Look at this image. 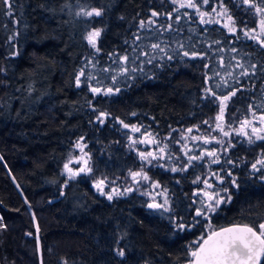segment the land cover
I'll list each match as a JSON object with an SVG mask.
<instances>
[{
  "label": "trees",
  "instance_id": "trees-1",
  "mask_svg": "<svg viewBox=\"0 0 264 264\" xmlns=\"http://www.w3.org/2000/svg\"><path fill=\"white\" fill-rule=\"evenodd\" d=\"M189 2L0 0V264H191L264 223V0Z\"/></svg>",
  "mask_w": 264,
  "mask_h": 264
},
{
  "label": "snow or ice",
  "instance_id": "snow-or-ice-1",
  "mask_svg": "<svg viewBox=\"0 0 264 264\" xmlns=\"http://www.w3.org/2000/svg\"><path fill=\"white\" fill-rule=\"evenodd\" d=\"M205 2H207V0H205ZM244 2L248 3L249 0H244ZM188 6L195 7V5L191 3V0ZM257 11H260V9H257ZM85 14L87 16H92L93 14L96 16L101 15L100 11L96 10L87 12ZM153 15H156V13H153ZM261 24L262 27H264V21H262ZM100 35L101 33L99 30L89 33L87 37L89 44L95 47L97 38H99ZM153 47L157 46L154 45ZM185 55H188V53H185ZM81 75H83V73H81ZM79 83L80 81L77 79L78 86ZM92 91L97 92L98 89L93 88ZM108 91L111 92L112 90L109 89ZM234 94L235 93H233V95ZM225 99H227V97H225ZM262 119H264V117H262ZM245 123H247V121H245ZM125 127H128V125H125ZM132 131H139V129L133 128ZM253 131H255V129H253ZM148 155H151V153ZM191 159H195V157H192ZM84 163L86 165L87 161ZM260 163L264 164V161H261ZM64 167L66 171L72 174V176L79 174L69 168L68 164H65ZM253 167L255 168V165H253ZM86 170L90 171V169H87L86 167L80 169L81 172ZM173 171H175V169H173ZM132 175L133 178H135L136 176L140 175V173H133ZM144 179H148L147 176H145ZM204 183L207 185V187H212V185L208 184L207 181ZM96 187L101 192V194L104 195L103 181L97 182ZM113 192L115 194H119L115 189H113ZM108 199L111 200L112 195H108ZM208 200H213V196L208 195ZM166 202L167 201H165V203ZM221 202L222 201H216V204L218 205ZM148 207L161 208L162 205L149 204ZM205 208H207L209 212L215 210L213 204L211 203L206 204ZM165 211H167V209H165ZM196 215L201 216L203 215V212L198 210ZM180 227H183V225H180ZM118 254L121 256L124 255L123 251L119 252ZM192 255L195 257V264H261V260L264 258V223L259 225L258 230L245 225L242 227L224 229L222 232H214L208 238V240L205 241L204 246L198 251H194Z\"/></svg>",
  "mask_w": 264,
  "mask_h": 264
},
{
  "label": "rangeland",
  "instance_id": "rangeland-1",
  "mask_svg": "<svg viewBox=\"0 0 264 264\" xmlns=\"http://www.w3.org/2000/svg\"><path fill=\"white\" fill-rule=\"evenodd\" d=\"M221 21V20H220ZM226 21V20H225ZM222 24L224 25V26H229L228 24V22H222ZM218 116L220 117V116H222V112H219V114H218ZM145 144V143H144ZM144 144H143V146H144ZM137 152V154L142 158V154H143V158H145L146 156H148V154L149 153H152V152H150V151H143L142 149L140 150H138V151H136ZM155 153H156V151H155ZM83 154L80 152V150H77V153H75L74 155H72V156H70L68 159H67V161H66V163L65 164H68L69 165V168H71V169H73L74 168V164L75 163H77V161H79L80 159H82L83 158ZM64 170H65V167H64ZM66 171V170H65ZM66 175H72L71 173H69L68 171L66 172ZM144 177H145V174L144 173H140V175H138V176H136L135 178H133V175L131 176V178L134 180H136V179H140V183H143V184H146L147 186H150L151 184L148 182V181H146V179H144Z\"/></svg>",
  "mask_w": 264,
  "mask_h": 264
},
{
  "label": "water",
  "instance_id": "water-1",
  "mask_svg": "<svg viewBox=\"0 0 264 264\" xmlns=\"http://www.w3.org/2000/svg\"><path fill=\"white\" fill-rule=\"evenodd\" d=\"M144 143L147 147H151L153 145V141L151 138L147 137L146 135L144 136ZM155 204V203H154ZM197 213V212H196ZM245 226L244 224H233V225H228V226H224L221 227L219 229H216L215 231L211 232L210 234H208L200 243L197 251L204 246L205 241L208 240V238L214 233V232H222L224 229H228V228H234V227H242ZM248 226V225H247ZM263 259V258H262ZM262 261V260H261ZM191 264H195V257L193 258V261Z\"/></svg>",
  "mask_w": 264,
  "mask_h": 264
},
{
  "label": "flooded vegetation",
  "instance_id": "flooded-vegetation-1",
  "mask_svg": "<svg viewBox=\"0 0 264 264\" xmlns=\"http://www.w3.org/2000/svg\"><path fill=\"white\" fill-rule=\"evenodd\" d=\"M143 143H144V140H143ZM200 203H201V206H200L199 209L205 207V205L208 204V201H205V198H204V196H203V199L200 201Z\"/></svg>",
  "mask_w": 264,
  "mask_h": 264
}]
</instances>
